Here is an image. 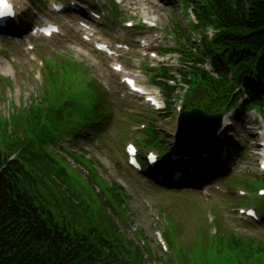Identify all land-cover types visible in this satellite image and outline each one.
<instances>
[{
	"label": "trees",
	"instance_id": "16d2710c",
	"mask_svg": "<svg viewBox=\"0 0 264 264\" xmlns=\"http://www.w3.org/2000/svg\"><path fill=\"white\" fill-rule=\"evenodd\" d=\"M203 4L196 9L199 25L193 28L211 26L217 33L211 41L205 37L196 53L185 54L183 62L210 60L220 79L192 66L183 77L207 92L203 108L224 113L237 102L232 96L236 86H249L252 77L264 93V0ZM49 62L47 82L60 87L44 92L28 111L0 117V264H142V252L128 248L109 214L111 204L122 207L126 200L123 188L101 181L93 164L87 165V180L50 149L86 125L104 132L112 116L106 95L85 65L65 56ZM165 71L161 75L167 76ZM174 93L168 89L170 99ZM147 120L146 144L159 147L164 135L154 118ZM70 154L85 164L83 157ZM98 185L102 194L96 193ZM213 244L215 252L233 254L235 264H263L264 241L221 229Z\"/></svg>",
	"mask_w": 264,
	"mask_h": 264
},
{
	"label": "rangeland",
	"instance_id": "374dc122",
	"mask_svg": "<svg viewBox=\"0 0 264 264\" xmlns=\"http://www.w3.org/2000/svg\"><path fill=\"white\" fill-rule=\"evenodd\" d=\"M121 1L124 3L132 1L130 12L122 8L123 11L120 16L127 18L122 21L130 19L135 21L151 20L157 25L158 30L162 31L163 29H171L172 22L179 20L187 28L183 20L181 4H175L170 0ZM40 14L42 17L46 14V11L44 10ZM118 25L121 26L119 23ZM107 33H112L111 38L113 40L120 41L115 31L107 30ZM129 40L132 42L131 38ZM35 45L36 50L34 52H27L26 45L21 39L12 45H7L6 42L0 40V48H2V52L0 51V77L3 80L11 79L13 83V86L0 83V115L8 117L14 108L21 112L30 106L31 100L41 97L45 86L43 81H36L35 76L42 73L44 77L45 69H38L36 61L45 59L59 61L60 57L65 56L85 65L89 69V76H92L100 90L106 95L112 110V119L108 123L105 132L97 133V135H100L98 139L100 140V137H102L103 140L90 142L78 139V141L76 140L77 146L60 143L57 149L64 146L85 155L97 166L103 179L111 184L118 183L126 189L131 197L130 215L132 223L131 226L127 227L128 229L120 223V230L136 246L139 243V239L136 238V230L144 232L146 243L153 249L151 264H235L233 254L224 256L215 252V244L211 246L209 237L200 234V230L206 228L204 217L208 213H213L216 217H219L218 225L222 226L225 231L235 232L243 238L251 237L258 241H264V228L248 226L237 221L236 219H239V216L229 210L237 201L242 202V199L229 201L227 196L215 192L207 198H201L198 194V196L194 194L187 196L172 191L167 192L162 187L155 185L153 182H148L145 178L128 169L123 149L124 143L131 137V132L128 138H124V133L119 130V127H121L119 126L120 120L124 118L122 114L126 113L128 115L132 112L134 115L141 116V119H143V116L154 115L142 105V102L126 96L125 91L118 83L117 76L111 72L107 61L79 42L73 32L67 33L64 38L53 41H38ZM130 58L135 60L133 66L138 68V59L134 56L127 57L125 62L128 63ZM169 60L176 65L177 55L170 56ZM148 64H156V62ZM60 73L62 74V71ZM60 80L62 81L61 76ZM142 80L145 84H148L144 72ZM70 81L73 82V79H70ZM55 86L60 87V84H55ZM233 118L237 119V122L234 123L235 126L242 125L243 130L249 131L248 126L250 123L248 124L246 121L249 116L242 117L243 124L239 123L238 112L233 115ZM158 121L160 122L159 126L166 128L167 133L175 132V115H163ZM239 134L241 145L246 149L245 152L241 154L234 153L232 161L229 160L228 156L224 157L223 164L226 168H229V173L239 178L236 182L239 187H247L245 180H253L255 174L258 173L256 159L253 157L254 152L250 150V146H256L257 144L255 140L249 137L248 133L245 136L241 132ZM170 141L172 142L173 139ZM83 175L87 176V173L83 171ZM225 183L227 182L223 179L222 184L226 186ZM162 213H166L170 221L168 223L170 229L167 235L172 256L165 258L157 249L154 240L155 232L164 231L166 227L164 221L166 216ZM133 238H135L137 244ZM145 259L147 262L149 261L148 256H145Z\"/></svg>",
	"mask_w": 264,
	"mask_h": 264
},
{
	"label": "water",
	"instance_id": "95a60500",
	"mask_svg": "<svg viewBox=\"0 0 264 264\" xmlns=\"http://www.w3.org/2000/svg\"><path fill=\"white\" fill-rule=\"evenodd\" d=\"M197 118L200 119V121H198L197 124H195L194 126H188L186 124V121L184 120V127L183 129L185 130L186 134L190 137V138H194V134H193V131L194 130H199V131H205L207 130L208 128H203V124L201 122V119H206L207 117L202 113V112H199V111H194L193 113ZM184 118H190V116L186 115Z\"/></svg>",
	"mask_w": 264,
	"mask_h": 264
},
{
	"label": "snow or ice",
	"instance_id": "6c2138e0",
	"mask_svg": "<svg viewBox=\"0 0 264 264\" xmlns=\"http://www.w3.org/2000/svg\"><path fill=\"white\" fill-rule=\"evenodd\" d=\"M0 7L3 8V11H0V17L4 15H8V16L13 15L11 6L6 3V0H0Z\"/></svg>",
	"mask_w": 264,
	"mask_h": 264
},
{
	"label": "bare ground",
	"instance_id": "6f19581e",
	"mask_svg": "<svg viewBox=\"0 0 264 264\" xmlns=\"http://www.w3.org/2000/svg\"><path fill=\"white\" fill-rule=\"evenodd\" d=\"M227 118H228V117H226L225 120H224V128H226L227 126H229V125H228V119H227ZM221 136H222V134H221ZM221 136H220V137H221Z\"/></svg>",
	"mask_w": 264,
	"mask_h": 264
}]
</instances>
